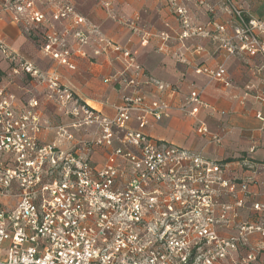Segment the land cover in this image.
I'll use <instances>...</instances> for the list:
<instances>
[{"label": "built area", "instance_id": "2783aa9c", "mask_svg": "<svg viewBox=\"0 0 264 264\" xmlns=\"http://www.w3.org/2000/svg\"><path fill=\"white\" fill-rule=\"evenodd\" d=\"M36 1L3 0L0 11L13 13L20 23H40L45 15ZM224 4L230 22L214 20L208 26L194 25L187 10L177 6L184 35L211 36L212 28L223 34L231 26L229 36H215L227 56L264 57V15H250L235 0ZM70 15L76 23L84 21L68 4L53 18ZM93 34L96 54L123 53L132 68L130 74L113 77L123 83L124 93L111 117L83 103L56 70L42 72L0 41L13 72L46 83V98L70 115L69 122L50 123L43 118L38 96L23 100L0 85V264H262L264 205L254 204L260 220L239 221L261 169L232 179L229 169L202 151L149 136L145 130L151 119H161L171 105L146 99L142 66L128 51L97 29L74 31L81 46ZM43 50L59 64L75 67L64 37L56 32L47 35ZM195 72L231 84L225 63L198 65ZM147 83L171 88L156 79ZM202 92L191 89L182 108L203 104ZM81 130L84 136L78 137ZM45 131L54 132L55 140L44 141ZM196 131L209 144L224 139V133L213 132L203 121ZM98 151L106 156L101 165L93 158Z\"/></svg>", "mask_w": 264, "mask_h": 264}, {"label": "crops", "instance_id": "0c3cea01", "mask_svg": "<svg viewBox=\"0 0 264 264\" xmlns=\"http://www.w3.org/2000/svg\"><path fill=\"white\" fill-rule=\"evenodd\" d=\"M236 3L245 9L244 5ZM66 4L71 5L84 21L76 23L74 15H70V19L55 20L53 14ZM177 6L187 10L194 25L208 26L214 20L229 23L232 18L225 9L224 0H205L204 4L198 0H37L36 8L45 19L32 23L46 26L49 33L55 29L60 37H64L74 68L59 64L58 60L46 57L42 50L35 48L27 35L26 22H15L10 12L0 11V36L42 72L56 70L62 83L83 103L110 117L115 114V106L122 102L124 93L123 83L113 77L132 72L130 59L111 50L96 54L97 34L92 35L88 45L81 46L74 31L97 29L120 45L142 66L141 92L146 99L150 102L163 100L172 107L161 119H151L145 130L149 136L202 151L206 158L229 169L228 177L232 179L239 180L253 175L252 169H261L256 174V182L250 186L247 205L240 209L239 216V221H258L261 212L254 209V204L264 205V120L258 116H264V57L245 53L227 56V51L219 48L220 42L215 36H229L231 26L223 34L212 28L211 36H185L186 28L176 12ZM263 15L264 9L262 15L255 16ZM220 63L226 65V77L231 81L229 86L195 72L198 65L214 67ZM152 79L171 88L160 90L147 83ZM33 85L41 101L43 118L49 120L48 109L55 104L46 98L48 86L38 81ZM193 88L203 89V104H194L184 110V98ZM55 115L54 123L70 121L59 109H55ZM201 121L213 132L224 133L221 144H209L205 136L197 133ZM130 124L135 126L134 120ZM55 138L56 134L51 131L42 134V139L47 142ZM93 158L101 165L106 156L98 151Z\"/></svg>", "mask_w": 264, "mask_h": 264}, {"label": "rangeland", "instance_id": "374dc122", "mask_svg": "<svg viewBox=\"0 0 264 264\" xmlns=\"http://www.w3.org/2000/svg\"><path fill=\"white\" fill-rule=\"evenodd\" d=\"M236 2H239L240 4L244 5L246 11L249 12L250 15H262L263 13L264 6H262L263 4L259 0H236ZM2 4H3V0H0V7L2 6ZM11 14L13 20L17 23H20L19 21L15 20L14 14L13 13ZM67 18L70 19V17ZM55 31L56 30L54 29L51 32L53 33ZM26 32L29 39H31V41L35 43L36 45L35 48L42 50L43 54L46 57H50L49 55L45 54L43 50V44L46 42L47 35L51 34L49 33L50 32L49 29L46 26L36 25L31 22V23H27ZM57 36L60 37L61 34H59L58 32ZM0 41L6 43L12 49L20 51L18 48L13 47L8 41L3 39L1 36H0ZM55 48H59V47H55ZM34 81L35 80L29 78L24 73L15 74L13 72V65L10 63L8 59L5 58L4 54L0 50V85H7L8 87H10L11 91L14 92L18 97L25 100L32 96H38L37 90L33 85ZM19 86H21L22 88H19ZM55 109H58L56 105L51 106L50 109H48L47 113L49 120L47 121H49L50 123H54L52 122V120L57 119V116L55 115ZM65 115L70 118V115L67 114ZM79 133L81 136L84 135V132L82 130Z\"/></svg>", "mask_w": 264, "mask_h": 264}, {"label": "trees", "instance_id": "16d2710c", "mask_svg": "<svg viewBox=\"0 0 264 264\" xmlns=\"http://www.w3.org/2000/svg\"><path fill=\"white\" fill-rule=\"evenodd\" d=\"M29 78H31L30 76H28Z\"/></svg>", "mask_w": 264, "mask_h": 264}]
</instances>
